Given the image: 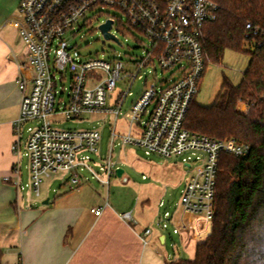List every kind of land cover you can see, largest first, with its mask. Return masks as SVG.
Instances as JSON below:
<instances>
[{
    "label": "built area",
    "instance_id": "2783aa9c",
    "mask_svg": "<svg viewBox=\"0 0 264 264\" xmlns=\"http://www.w3.org/2000/svg\"><path fill=\"white\" fill-rule=\"evenodd\" d=\"M111 9L122 12L129 28L149 41L146 56L131 62L136 72L127 75L132 79L129 88L119 95L113 107L108 105V96L122 77L123 62L76 61L66 40L69 29L80 22L88 26L91 20L105 15L102 11ZM219 11V5L212 0L20 1V37L26 55L25 61L18 64L16 85L22 99L18 118L13 123L16 141L12 151L20 157L25 124L38 122L39 126L29 128L25 142L31 187L37 197L41 195L45 179L53 175L70 174L71 184L79 187V168L87 169L109 187L116 173L111 157L102 168L105 177L89 165V156L80 157L82 153L98 154L100 132L60 129L51 119L57 114L73 120L97 113L117 118L125 100L132 95L130 88L140 72L158 63L163 72L171 73V79H163L160 86L151 84L144 89L130 110L129 133L120 136L113 130L111 140L114 143L116 136L121 137L124 146L132 145L165 159L201 153L203 157L198 160L202 165L186 183L180 205L186 213L211 224L220 156L242 157L250 150L249 145L234 139L216 140L190 132L184 126L207 68L208 57L202 48L204 30L217 20ZM109 19L113 21V28L118 21L110 14L106 20ZM117 24L118 27L121 23ZM58 79L63 88V82L69 81L68 101L62 111L56 109ZM134 126L138 128L137 134H133ZM12 170L19 186V161ZM102 211L98 208L92 213L99 217ZM123 219L132 222L130 213L124 214ZM145 234L150 235L151 230L147 229Z\"/></svg>",
    "mask_w": 264,
    "mask_h": 264
},
{
    "label": "crops",
    "instance_id": "0c3cea01",
    "mask_svg": "<svg viewBox=\"0 0 264 264\" xmlns=\"http://www.w3.org/2000/svg\"><path fill=\"white\" fill-rule=\"evenodd\" d=\"M20 1L0 0V264H19L23 259L17 249L23 253L26 264H169L193 260L197 246L206 241L211 224L186 213L180 205L172 214L166 212L161 217L157 212L150 216L151 223L163 232L155 235L147 224L140 230L141 223L145 224V212L152 208L151 192L145 185L140 184L144 194L124 211L105 202L92 188L83 189L80 185L75 188L76 193L71 192L74 189L70 182L61 186L54 201L48 197L40 207L37 201L27 203L20 194L22 186L16 185L12 170L19 161L22 173V149L20 157L12 151L16 141L13 123L22 99L16 85L18 64L25 61L26 55L20 37ZM119 95H111L110 107ZM119 116H114L115 124ZM137 132L134 126L133 134ZM21 141L23 148V135ZM113 146L111 140L109 157ZM124 174L125 171L122 177ZM98 208L103 209L99 217L92 213ZM127 213L132 222L123 219ZM169 227L178 235L174 254L161 246L167 241L163 233ZM147 229L151 230L150 235L145 234Z\"/></svg>",
    "mask_w": 264,
    "mask_h": 264
},
{
    "label": "rangeland",
    "instance_id": "374dc122",
    "mask_svg": "<svg viewBox=\"0 0 264 264\" xmlns=\"http://www.w3.org/2000/svg\"><path fill=\"white\" fill-rule=\"evenodd\" d=\"M105 15L99 19L91 20L88 26H84L83 22L69 29L66 34V40L71 48V53L76 61H86L90 59H99L105 62L113 63L121 61L124 64L122 77L117 82L116 89L109 93L108 104L111 103V95H118L129 88L130 77L128 74H135L136 67L131 63L133 59L146 56L149 41L139 32L129 28L126 16L117 10H104ZM116 17L117 23H121L124 32H120L117 23L111 30L118 42L112 39H106L99 26L107 19V15ZM90 18V17H89ZM244 51L226 50L220 63H209L200 83L199 92L195 97V101L202 107H211L220 92L223 79H229L233 84L238 85L243 79V73L248 68L250 56L249 50H252L249 44L244 46ZM53 58V53H52ZM163 79H171L170 72H163L158 63L145 67L130 88L132 95L128 96L121 110L120 116L115 124V117L109 114H85L80 118L67 120L63 115H55L51 122L60 129L65 130H98L101 134V141L98 146V154L82 153V156H89V165L95 172L105 177L103 166L110 156L111 134L113 130L120 136L129 133L130 110L133 104L140 98L144 89L151 84L161 85ZM57 80L56 93V109L62 111L68 101L69 81L63 82ZM250 107L247 104H240L238 110L247 113ZM129 120V121H128ZM38 122H30L25 124L23 137L25 142L29 135V128H36ZM201 153H187L179 157L165 159L155 154H147L143 149L132 146L123 145L121 137L116 136L114 146L111 150V160L115 164V169L125 171L123 177L119 178L116 173L110 179L109 187L103 185L94 177V175L85 168H79L77 173L80 178V185L83 189L92 188L101 198L111 205L115 204L120 211H124L129 205L135 201L136 197L144 194L140 191L141 185H145L151 192L152 204L148 212H145V224L140 225V230L148 225L152 228L155 235L161 231L156 223H151L150 216L153 213L160 212L161 217L164 213L172 214L176 208L180 206L181 196L185 189L186 183L190 176L194 174L202 165ZM188 163L187 166L186 164ZM22 176H21V195L26 199L27 203L34 204L37 201V207L41 206V202L48 197L52 201L58 196V192L63 184L70 182V174L53 175L45 179L41 186V196L37 197L31 187L29 158L27 149L24 145L22 148ZM128 179V182L124 181ZM73 191L76 193V186ZM98 195V196H99ZM136 203L134 204V206ZM134 215L136 216L137 210ZM150 220V221H149ZM147 224V225H146ZM146 225V226H145ZM163 233L167 236L165 242V251L174 254L173 246H178V235L172 228ZM156 246V245H155ZM22 261L19 264H26L24 256L20 249ZM186 259V258H185ZM30 260L29 258L27 259Z\"/></svg>",
    "mask_w": 264,
    "mask_h": 264
},
{
    "label": "trees",
    "instance_id": "16d2710c",
    "mask_svg": "<svg viewBox=\"0 0 264 264\" xmlns=\"http://www.w3.org/2000/svg\"><path fill=\"white\" fill-rule=\"evenodd\" d=\"M212 1L220 11L204 30L207 65L220 63L226 50L246 52V44L250 60L238 85L223 79L211 107L194 99L184 126L216 140L234 139L250 150L242 157L220 156L207 239L193 260L169 264H264V0ZM118 30L125 33L121 24ZM240 104L249 111L240 112Z\"/></svg>",
    "mask_w": 264,
    "mask_h": 264
},
{
    "label": "water",
    "instance_id": "95a60500",
    "mask_svg": "<svg viewBox=\"0 0 264 264\" xmlns=\"http://www.w3.org/2000/svg\"><path fill=\"white\" fill-rule=\"evenodd\" d=\"M112 25H113V21L111 19H109V20H106L105 23L101 24L99 26V29L102 31V33L104 34L106 39H112V40L118 42V39L114 35H112L111 32H110L111 29H112ZM123 173H124V170H122V169H117L116 170V175L119 178L122 177ZM48 203H49V201L46 200L45 204H48Z\"/></svg>",
    "mask_w": 264,
    "mask_h": 264
}]
</instances>
